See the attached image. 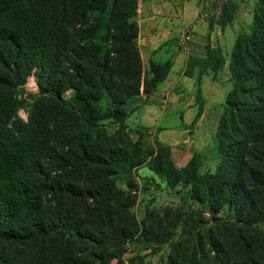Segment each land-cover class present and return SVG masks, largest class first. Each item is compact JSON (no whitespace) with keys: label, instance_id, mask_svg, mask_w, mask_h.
<instances>
[{"label":"trees","instance_id":"trees-1","mask_svg":"<svg viewBox=\"0 0 264 264\" xmlns=\"http://www.w3.org/2000/svg\"><path fill=\"white\" fill-rule=\"evenodd\" d=\"M136 2L0 0V264H123L132 239L153 250L167 243L169 264H264V0H254L248 32L230 50L213 171L201 170L207 156L196 152L176 167L144 126L130 136L124 104L156 90L171 66L168 58L143 69ZM215 7L209 28L236 12L231 1ZM205 54L184 70L201 67L197 116L200 74L214 79L224 63L219 46L207 42ZM32 72L37 92L27 99ZM140 166L177 188L180 203L147 207L136 222Z\"/></svg>","mask_w":264,"mask_h":264},{"label":"crops","instance_id":"crops-1","mask_svg":"<svg viewBox=\"0 0 264 264\" xmlns=\"http://www.w3.org/2000/svg\"><path fill=\"white\" fill-rule=\"evenodd\" d=\"M215 0H137L134 20L137 24L136 43L142 67L148 70L149 61L171 59L165 79L149 94L139 93L124 104L130 125L148 128L150 138H156L171 150L176 167L186 164L193 153L211 155V139L216 130L226 92L230 89L228 60L232 47L230 36L240 31L239 18L249 11L241 9L244 0L231 1L236 5L232 20L221 27L208 17L218 15ZM250 3V1H249ZM238 21V22H237ZM190 40L181 46V37ZM235 39V38H234ZM219 46L224 63L214 79L207 69L200 74L199 87L202 109L197 116L195 89L201 67L194 65L189 75L184 73L188 57L205 58V45ZM132 131H130L131 135Z\"/></svg>","mask_w":264,"mask_h":264},{"label":"rangeland","instance_id":"rangeland-1","mask_svg":"<svg viewBox=\"0 0 264 264\" xmlns=\"http://www.w3.org/2000/svg\"><path fill=\"white\" fill-rule=\"evenodd\" d=\"M225 0L219 1L215 0L214 3L219 5L220 3L224 2ZM245 4L242 6L241 9L245 11H249L247 16L245 14L240 15V22L239 33L248 32L249 25L252 21V10L254 7V0H244ZM250 1V3H249ZM238 22V21H237ZM234 35L230 36L231 43L234 42ZM37 92V86L35 83V75L32 72L26 82L23 85V96L28 99L30 94H35ZM67 91L65 92L64 96H67ZM18 116L26 119V111L25 108L22 107L18 111ZM127 127L129 128L131 133V137L135 139L137 137L136 130L139 126L130 125L126 120ZM107 131H112L113 126L107 125ZM212 155H208L206 160H204V164L201 167V170L210 169L211 171L214 170L215 160L212 158ZM125 174L119 172L115 176V183L116 185L126 190L127 186L125 183ZM133 187L131 188L132 194L134 196V204L130 208L135 221L139 222L140 219L144 215L145 208H152V207H162L164 205H177L180 203L177 193L174 190L167 189L164 182L159 180L146 166H140L133 171ZM264 229V226H262ZM155 250L151 248H143V246L137 242V240L132 239L126 244V248L122 253V262L123 264H169V245L167 243H163L159 246H155ZM141 258V259H140Z\"/></svg>","mask_w":264,"mask_h":264},{"label":"built area","instance_id":"built-area-1","mask_svg":"<svg viewBox=\"0 0 264 264\" xmlns=\"http://www.w3.org/2000/svg\"><path fill=\"white\" fill-rule=\"evenodd\" d=\"M219 1H222V0H219ZM189 40H190V34H189V33H186V34H184V35L181 37V39H180V41H179V44H180L181 46H184Z\"/></svg>","mask_w":264,"mask_h":264}]
</instances>
